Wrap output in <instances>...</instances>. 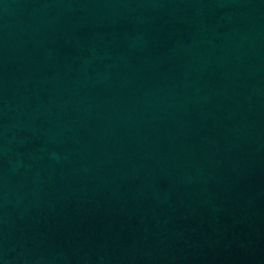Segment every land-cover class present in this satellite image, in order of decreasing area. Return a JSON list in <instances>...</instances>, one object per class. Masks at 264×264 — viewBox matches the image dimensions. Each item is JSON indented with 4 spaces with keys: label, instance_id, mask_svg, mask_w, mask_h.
Returning a JSON list of instances; mask_svg holds the SVG:
<instances>
[{
    "label": "water",
    "instance_id": "95a60500",
    "mask_svg": "<svg viewBox=\"0 0 264 264\" xmlns=\"http://www.w3.org/2000/svg\"><path fill=\"white\" fill-rule=\"evenodd\" d=\"M0 264H264V0H0Z\"/></svg>",
    "mask_w": 264,
    "mask_h": 264
}]
</instances>
